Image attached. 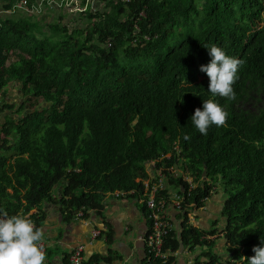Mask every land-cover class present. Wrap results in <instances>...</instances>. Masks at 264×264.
Listing matches in <instances>:
<instances>
[{
    "label": "trees",
    "instance_id": "1",
    "mask_svg": "<svg viewBox=\"0 0 264 264\" xmlns=\"http://www.w3.org/2000/svg\"><path fill=\"white\" fill-rule=\"evenodd\" d=\"M78 1L74 13V0H0V215L40 228L47 202L64 221L87 218L114 191L138 200L160 178L154 196L168 204L174 191L181 218L164 250L200 248L191 264H248L264 239V0ZM212 44L241 61L234 97L208 90L200 66ZM16 83L21 102L9 103ZM210 98L228 116L202 134L190 117ZM218 182V218L209 229L190 223ZM82 254L80 264L121 258ZM176 254L144 251L142 262L174 264Z\"/></svg>",
    "mask_w": 264,
    "mask_h": 264
},
{
    "label": "crops",
    "instance_id": "2",
    "mask_svg": "<svg viewBox=\"0 0 264 264\" xmlns=\"http://www.w3.org/2000/svg\"><path fill=\"white\" fill-rule=\"evenodd\" d=\"M13 85L14 89L18 86L17 83ZM17 97H22H20L18 88L12 92L11 97L7 91L5 100L9 102L8 99H11L9 103L17 102ZM19 101L21 102V99ZM170 192L171 195L175 193L172 190ZM173 201L174 199L171 197L165 212L172 226L178 229L181 218ZM216 201L217 197H214L212 201L207 199L203 206L193 209L190 223L203 229H209L211 223L219 216L223 198L221 202L217 201L219 205L215 204ZM140 206L141 203L136 197L117 198L111 194L106 197L104 209L100 214L90 213L87 218H78V212L69 221H64L58 204L44 202L40 212L43 217L40 226L42 231L40 243L46 252L43 264H64L63 258L77 243L83 244L87 257L94 254L105 255L107 250L111 249L121 258L110 264H143L144 234L147 222ZM31 212H34V209ZM97 229L101 233L94 238L91 232ZM106 233L109 235V242L106 241ZM200 251V248L193 250L180 248L174 264H191L192 257L199 254Z\"/></svg>",
    "mask_w": 264,
    "mask_h": 264
},
{
    "label": "clouds",
    "instance_id": "3",
    "mask_svg": "<svg viewBox=\"0 0 264 264\" xmlns=\"http://www.w3.org/2000/svg\"><path fill=\"white\" fill-rule=\"evenodd\" d=\"M211 59L200 66L209 77L208 90L215 96L234 97L233 84L238 78L241 61L217 44L205 45ZM227 111L215 100H203L190 119L202 134H207L211 125H223ZM185 139H189L186 134ZM42 231L23 215H0V264H43L46 252L40 245ZM254 255L247 258L248 264H264V239L253 246Z\"/></svg>",
    "mask_w": 264,
    "mask_h": 264
},
{
    "label": "built area",
    "instance_id": "4",
    "mask_svg": "<svg viewBox=\"0 0 264 264\" xmlns=\"http://www.w3.org/2000/svg\"><path fill=\"white\" fill-rule=\"evenodd\" d=\"M93 0H90L92 4ZM69 6V3L66 4ZM71 12H78V6H72L70 8ZM158 175L160 173L158 172ZM155 184V185H154ZM152 185V188L148 185L147 181H144V185L148 188L149 192H144L143 195L138 198L140 203H144L146 210H148V219L150 221V228L144 237V245H145V253L151 259H160L161 261H165L169 256H173L176 253L172 252L168 249H163V238L171 229V222L166 216V205L167 202L160 198L157 199L154 195L156 189L162 185V180L160 178L157 179V182ZM123 195L122 191H114V197H121ZM179 196L177 194L173 195V204L176 208H179ZM80 214V212L78 213ZM99 234L98 230L92 231V237H96ZM42 247V243H40ZM83 245L77 244L74 246L71 254L70 261L72 264H80V261L83 258Z\"/></svg>",
    "mask_w": 264,
    "mask_h": 264
},
{
    "label": "rangeland",
    "instance_id": "5",
    "mask_svg": "<svg viewBox=\"0 0 264 264\" xmlns=\"http://www.w3.org/2000/svg\"><path fill=\"white\" fill-rule=\"evenodd\" d=\"M95 5H97V6H102L103 5V3H99L98 2V0H93V2H92V4H91V8H93V7H95ZM73 6H78L79 7V1L78 0H74V5ZM83 9H84V6H83ZM67 20V19H66ZM10 85L11 84H9L8 86H7V91H8V94L10 95V97H11V95H12V92H14L15 91V89L12 87H10ZM22 98V97H21ZM21 98H19V97H17V99H16V101L17 102H19V100L21 99ZM8 101L10 102L11 101V99H8ZM1 120H2V118H1ZM178 171V170H177ZM180 172V174H181V172H182V170L180 169L179 170ZM184 178L187 180V181H189L190 180V178H188V176H184ZM216 188H217V192H218V194H215V193H213V195L210 197V198H208L209 199V201H212V199L214 198V197H217V201H220L221 202V199L223 198V194L225 195L226 194V190H225V188H224V186L220 183V182H218V183H216ZM174 189H175V187H174ZM212 198V199H211ZM215 202V204H217V205H219L218 204V202ZM218 225H219V229H220V227L222 226V219L220 218V221L218 222ZM219 233H220V230H219ZM223 244H225V242H224V240L221 238L219 241H217V243H216V245L214 246V248L216 247V250H218L219 252L220 251H222L223 250ZM222 247V249H220ZM221 254H222V252H220ZM51 255H53V254H51ZM51 260H53V259H51Z\"/></svg>",
    "mask_w": 264,
    "mask_h": 264
}]
</instances>
